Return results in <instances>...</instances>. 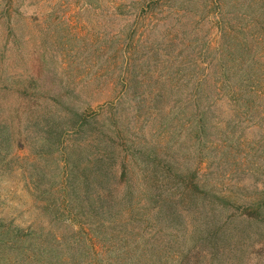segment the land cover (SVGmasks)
Instances as JSON below:
<instances>
[{
  "label": "rangeland",
  "instance_id": "obj_1",
  "mask_svg": "<svg viewBox=\"0 0 264 264\" xmlns=\"http://www.w3.org/2000/svg\"><path fill=\"white\" fill-rule=\"evenodd\" d=\"M259 204L264 0H0V264H264Z\"/></svg>",
  "mask_w": 264,
  "mask_h": 264
},
{
  "label": "trees",
  "instance_id": "obj_2",
  "mask_svg": "<svg viewBox=\"0 0 264 264\" xmlns=\"http://www.w3.org/2000/svg\"><path fill=\"white\" fill-rule=\"evenodd\" d=\"M113 102L114 101H112L111 105L113 104ZM231 137L232 136H229L227 139L229 140L231 139ZM155 170L158 172V174L160 171L164 174L162 175L161 180L158 178L159 175L156 174L155 181L162 182L165 176L168 179L169 173H167V169H163L160 167V165L157 164L155 165ZM195 179L196 178L190 179L188 182H186L185 185L181 187V190L180 191L178 190V194L170 193L172 198H169L170 195L169 197L168 196L159 197L160 204H162V207H165L163 209V213L164 214L168 213V215L169 213H171L173 219L175 217L176 219L178 218L183 219L184 218L183 213H185L186 218L191 217L193 219L195 218L196 220L199 219L202 221L203 224L209 223L210 221L216 222V220L218 219V213L224 209H229V208L227 207V204L220 205V203L216 201V199L214 198L216 196H214L210 192L199 191L197 188H199L200 185L197 183ZM182 181H184V178L182 179ZM215 204H217V206H215ZM259 206L260 208H263L264 204H259ZM239 215L240 216L243 215V217L241 218L242 222L259 221L258 220L259 218L257 217L254 218L248 215L247 213L245 214L244 212H241V214ZM239 215L236 213L235 214L231 213L222 225L219 224V227L217 226V223L219 222H216L215 224L216 231L214 229L210 230L209 234L211 236H215V234H218L219 237L223 238L225 236V230L223 229V226L227 223L228 220L232 221L233 219H238Z\"/></svg>",
  "mask_w": 264,
  "mask_h": 264
}]
</instances>
